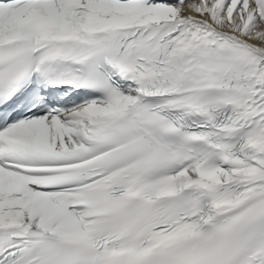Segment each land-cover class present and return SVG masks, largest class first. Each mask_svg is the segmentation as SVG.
<instances>
[{
    "label": "snow or ice",
    "instance_id": "1",
    "mask_svg": "<svg viewBox=\"0 0 264 264\" xmlns=\"http://www.w3.org/2000/svg\"><path fill=\"white\" fill-rule=\"evenodd\" d=\"M0 264H264V0H0Z\"/></svg>",
    "mask_w": 264,
    "mask_h": 264
}]
</instances>
